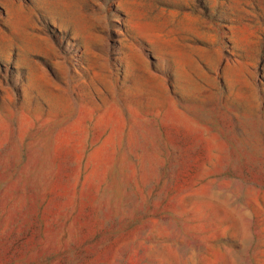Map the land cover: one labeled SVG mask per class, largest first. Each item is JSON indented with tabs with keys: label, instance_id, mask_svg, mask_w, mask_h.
Listing matches in <instances>:
<instances>
[{
	"label": "rangeland",
	"instance_id": "374dc122",
	"mask_svg": "<svg viewBox=\"0 0 264 264\" xmlns=\"http://www.w3.org/2000/svg\"><path fill=\"white\" fill-rule=\"evenodd\" d=\"M0 264H264V0H0Z\"/></svg>",
	"mask_w": 264,
	"mask_h": 264
}]
</instances>
